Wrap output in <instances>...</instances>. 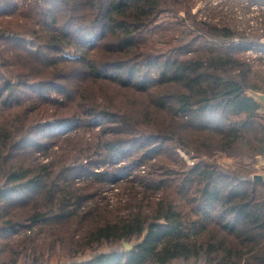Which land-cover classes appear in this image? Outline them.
I'll list each match as a JSON object with an SVG mask.
<instances>
[{
	"label": "trees",
	"instance_id": "1",
	"mask_svg": "<svg viewBox=\"0 0 264 264\" xmlns=\"http://www.w3.org/2000/svg\"><path fill=\"white\" fill-rule=\"evenodd\" d=\"M194 3L0 0V264L43 233L72 257L134 241L68 264H264V173L213 159L264 155V51L228 50L252 37ZM181 11L180 33L147 42Z\"/></svg>",
	"mask_w": 264,
	"mask_h": 264
},
{
	"label": "rangeland",
	"instance_id": "2",
	"mask_svg": "<svg viewBox=\"0 0 264 264\" xmlns=\"http://www.w3.org/2000/svg\"><path fill=\"white\" fill-rule=\"evenodd\" d=\"M195 3L192 6V13L196 15L198 20H205L210 22L221 23L223 25L230 26L232 29L236 31H241L252 38H248L245 42H238L237 40L230 41L227 45L228 50H239L245 56L247 60H255L256 56L260 55L261 52L264 51V2L259 0H192ZM185 13L183 11L179 12V14L171 13H163L159 19L158 24L154 28L153 26L149 29L148 33L145 34L147 42L153 45L163 46L166 44L168 40H171L173 37V33L178 30L183 29L182 25L179 24L178 19L179 16H183ZM188 24V23H186ZM175 33V34H177ZM248 37V36H247ZM196 42V45H199L202 40ZM254 40L257 44L252 45ZM175 41L172 40V42ZM209 44L217 43L214 40L205 39ZM220 44V43H219ZM207 45V44H205ZM255 63H258L255 60ZM264 60L261 62L260 66L262 69L264 67ZM264 107L262 108V110ZM178 156L182 159L187 166L193 163L195 160L191 158L187 154L184 153L180 148L176 149ZM228 156H225L222 153H218L214 155V160L225 165V166H249L245 164V162L238 157H231V160H226ZM155 160H151L147 165L143 166V169H140V172L147 175L152 169L156 168L154 166ZM164 165L171 167L169 161L163 163ZM178 167V166H177ZM252 167V166H251ZM143 170V171H142ZM136 172H132L130 177L136 176ZM85 177V176H84ZM82 177L78 178V180L82 179ZM123 183V181L121 182ZM120 183V184H121ZM112 184L107 187L104 191V194L108 200V202L112 205L114 201L117 199L116 193L119 192V197L124 200L126 198V192L124 191L123 184ZM119 185V187L117 186ZM119 189V190H118ZM32 230H36L37 226H32V224H25L19 226L21 230H19V234L14 237H21L27 235L28 232H25V228L27 226ZM24 229V230H23ZM75 231V228L74 230ZM38 245L34 248V244H29V248L25 256H19L17 262L20 264H68L73 261H82L92 258L93 256L101 253L108 252L112 249H119L121 244H116L113 246L103 245L97 246L90 252L86 254H82L79 252L77 255L72 257L73 255L69 252L73 250V246L70 243L65 245L62 244L60 240H56L55 243L52 242V235L49 233H43L37 237ZM134 242V241H133ZM132 242V243H133ZM51 244H54L55 247L52 248ZM173 264H184L182 261H175Z\"/></svg>",
	"mask_w": 264,
	"mask_h": 264
},
{
	"label": "crops",
	"instance_id": "3",
	"mask_svg": "<svg viewBox=\"0 0 264 264\" xmlns=\"http://www.w3.org/2000/svg\"><path fill=\"white\" fill-rule=\"evenodd\" d=\"M262 112H264V109L262 110ZM225 159L231 160V157H227ZM246 164L258 169L259 171H261V174L264 173V155L253 156L250 158L249 163ZM16 264H20V263L17 262Z\"/></svg>",
	"mask_w": 264,
	"mask_h": 264
},
{
	"label": "water",
	"instance_id": "4",
	"mask_svg": "<svg viewBox=\"0 0 264 264\" xmlns=\"http://www.w3.org/2000/svg\"><path fill=\"white\" fill-rule=\"evenodd\" d=\"M254 97L264 105V93H253ZM259 178H261V176H258ZM121 244L123 245V247L127 250H130L133 247V243L123 239L121 241Z\"/></svg>",
	"mask_w": 264,
	"mask_h": 264
},
{
	"label": "built area",
	"instance_id": "5",
	"mask_svg": "<svg viewBox=\"0 0 264 264\" xmlns=\"http://www.w3.org/2000/svg\"><path fill=\"white\" fill-rule=\"evenodd\" d=\"M261 64V63H260ZM264 67V65H262Z\"/></svg>",
	"mask_w": 264,
	"mask_h": 264
}]
</instances>
